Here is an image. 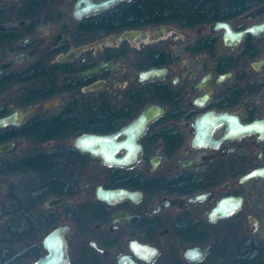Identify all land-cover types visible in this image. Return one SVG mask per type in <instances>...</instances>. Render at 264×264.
Wrapping results in <instances>:
<instances>
[{
  "label": "flooded vegetation",
  "instance_id": "flooded-vegetation-1",
  "mask_svg": "<svg viewBox=\"0 0 264 264\" xmlns=\"http://www.w3.org/2000/svg\"><path fill=\"white\" fill-rule=\"evenodd\" d=\"M21 53L0 72V117L28 111L0 127V264L36 261L60 224L70 264H264V0H0V63ZM152 103L140 134H117L140 147L129 163L74 144Z\"/></svg>",
  "mask_w": 264,
  "mask_h": 264
},
{
  "label": "water",
  "instance_id": "water-1",
  "mask_svg": "<svg viewBox=\"0 0 264 264\" xmlns=\"http://www.w3.org/2000/svg\"><path fill=\"white\" fill-rule=\"evenodd\" d=\"M107 4L108 3H103L102 6ZM217 25H223V23L221 22ZM23 56L24 54L21 53L2 61L0 63V72L15 64ZM70 57H72L70 53L66 55L61 54L59 59L63 60ZM111 63L112 61H103L84 70L83 73L96 72L104 66L110 65ZM160 71H162V68L150 67L148 69L141 70L139 78L141 80L150 79L159 76ZM99 85V82H93L89 85H86L84 89H97ZM52 102H54V100H51L49 104ZM162 110V105L157 103L149 104L141 111V113L131 124L125 125L121 129L112 133L85 132L76 137L74 144L79 149L88 151L93 158L98 159L101 162L108 164H127L137 158L140 147L135 142L134 138H129L126 136L124 139L118 140L117 134H140L145 129L147 123L160 112H162ZM27 114L28 111L16 109L10 114L0 117V127L10 123H19L21 117ZM132 146H134L133 151H131ZM11 147V142L1 143L0 152L7 151ZM120 149H126L127 151L122 155H118L117 151ZM97 192L100 198L109 201L128 194V191L125 188H104L103 186H100ZM68 200L69 198L66 197L50 196L45 201V206L50 207L61 205ZM69 228L70 226L68 224H60L48 232L44 238V247L47 249V252L31 264H70L68 240L66 237V233L68 232Z\"/></svg>",
  "mask_w": 264,
  "mask_h": 264
},
{
  "label": "trees",
  "instance_id": "trees-1",
  "mask_svg": "<svg viewBox=\"0 0 264 264\" xmlns=\"http://www.w3.org/2000/svg\"><path fill=\"white\" fill-rule=\"evenodd\" d=\"M181 12H182V15L183 14H185L184 16H188V14H189V10H188V7H186L184 4H181ZM79 115L78 116H82V117H85V118H92V120L94 119V118H101V117H104V115H102V114H98V113H96L97 111L93 108V107H91V106H89V105H86V107L84 108H82V109H80L79 111ZM61 127V125H54L53 124V130H55V129H57V128H60ZM79 127H82V128H87V129H89V128H103V127H105V125L104 124H98V123H86V124H84V125H80Z\"/></svg>",
  "mask_w": 264,
  "mask_h": 264
},
{
  "label": "rangeland",
  "instance_id": "rangeland-1",
  "mask_svg": "<svg viewBox=\"0 0 264 264\" xmlns=\"http://www.w3.org/2000/svg\"><path fill=\"white\" fill-rule=\"evenodd\" d=\"M0 213H1V209H0ZM38 237H40V234H38ZM29 240H31V239H29ZM1 245H2V247L7 248L8 247V242L2 240ZM2 250H4V251H6V250L7 251H17L18 252V251H20L22 249H2Z\"/></svg>",
  "mask_w": 264,
  "mask_h": 264
}]
</instances>
